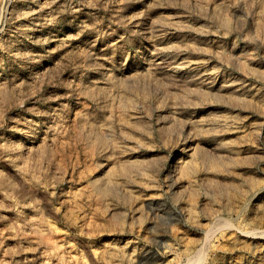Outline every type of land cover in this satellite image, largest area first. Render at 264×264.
Returning <instances> with one entry per match:
<instances>
[{
	"label": "rangeland",
	"instance_id": "rangeland-1",
	"mask_svg": "<svg viewBox=\"0 0 264 264\" xmlns=\"http://www.w3.org/2000/svg\"><path fill=\"white\" fill-rule=\"evenodd\" d=\"M0 264H264V0H0Z\"/></svg>",
	"mask_w": 264,
	"mask_h": 264
}]
</instances>
